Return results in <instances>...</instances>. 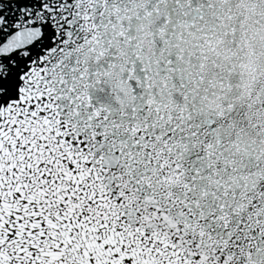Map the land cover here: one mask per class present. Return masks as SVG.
I'll return each mask as SVG.
<instances>
[{
  "label": "snow or ice",
  "instance_id": "snow-or-ice-1",
  "mask_svg": "<svg viewBox=\"0 0 264 264\" xmlns=\"http://www.w3.org/2000/svg\"><path fill=\"white\" fill-rule=\"evenodd\" d=\"M0 264H264V0H0Z\"/></svg>",
  "mask_w": 264,
  "mask_h": 264
}]
</instances>
